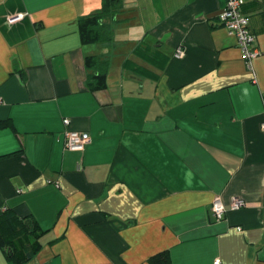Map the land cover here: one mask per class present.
<instances>
[{"label":"crops","instance_id":"1","mask_svg":"<svg viewBox=\"0 0 264 264\" xmlns=\"http://www.w3.org/2000/svg\"><path fill=\"white\" fill-rule=\"evenodd\" d=\"M102 4L0 0V214L46 230L24 264H264V0L242 5L249 65L225 0H122L110 39L84 44ZM88 56L108 62L100 90ZM66 129L89 134L84 151ZM216 196L245 205L217 220Z\"/></svg>","mask_w":264,"mask_h":264},{"label":"trees","instance_id":"2","mask_svg":"<svg viewBox=\"0 0 264 264\" xmlns=\"http://www.w3.org/2000/svg\"><path fill=\"white\" fill-rule=\"evenodd\" d=\"M122 0H103V4L94 14L80 20V37L84 44L107 41L111 30L106 23L113 18ZM85 66L88 74V89L100 90L105 87L108 62L99 56H88ZM11 127L7 120H0V129ZM46 230L29 217L20 218L12 209L0 214V249H3L9 264H24L41 249L40 239ZM153 264H170L167 252L151 258Z\"/></svg>","mask_w":264,"mask_h":264},{"label":"built area","instance_id":"3","mask_svg":"<svg viewBox=\"0 0 264 264\" xmlns=\"http://www.w3.org/2000/svg\"><path fill=\"white\" fill-rule=\"evenodd\" d=\"M245 0H225L223 11L217 16L218 21L226 28L228 34L235 37L242 56L249 65L258 55L255 48V35L249 27V16L242 11ZM22 13H16L6 17L7 24H14L21 21ZM184 51L178 47L174 57H184ZM64 125H69V120H63ZM264 129V124L261 125ZM90 143V136L87 132L66 129L64 131V147L69 151H84L86 145ZM245 201L241 197H233L229 203H224L219 196H216L211 203V211L217 220L223 219L228 210H236L244 207ZM216 263L218 260L215 261Z\"/></svg>","mask_w":264,"mask_h":264}]
</instances>
